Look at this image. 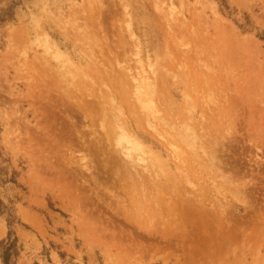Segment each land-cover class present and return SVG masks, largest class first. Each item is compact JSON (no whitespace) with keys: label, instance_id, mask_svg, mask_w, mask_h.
<instances>
[{"label":"rangeland","instance_id":"1","mask_svg":"<svg viewBox=\"0 0 264 264\" xmlns=\"http://www.w3.org/2000/svg\"><path fill=\"white\" fill-rule=\"evenodd\" d=\"M9 230L11 264H264V0H0Z\"/></svg>","mask_w":264,"mask_h":264},{"label":"bare ground","instance_id":"2","mask_svg":"<svg viewBox=\"0 0 264 264\" xmlns=\"http://www.w3.org/2000/svg\"><path fill=\"white\" fill-rule=\"evenodd\" d=\"M123 64H124V63H123ZM126 66H127V65H126ZM126 69H127V68H126ZM121 71H122V70H121ZM124 71H125V69H124ZM152 103H153V102H152ZM205 103H206V102H205ZM148 105H151V104H148ZM142 106H143V105H142ZM145 106H146V104H145ZM145 106H143V107H145ZM146 107H147V106H146ZM153 107H154V106H153ZM208 107H209V106H208ZM208 107H207V108H208ZM147 108H148V107H147ZM149 108H150V107H149ZM156 110H157V109H156ZM150 111L153 112V110H150ZM150 111H149V112H150ZM154 111H155V110H154ZM151 112H150V114H151ZM165 112H166V110H165ZM165 112H164V113H165ZM155 113H157V111H155L153 114L155 115ZM150 114H149V115H150ZM153 114H152L151 116H153ZM160 117H161V116H160ZM151 118H152V119H153V118L156 119L157 117L154 116V117H151ZM161 118H162V117H161ZM147 119H148V118H147ZM147 119H146V120H147ZM149 119H150V118H149ZM146 120H145V122H147V123L150 121V120H147V121H146ZM156 120H160V122H161V121H164L163 119H160V118H159V119L157 118ZM166 120H167V119H166ZM155 122H156V121H155ZM166 122H167V121H166ZM152 123L154 124V121H153V120H152ZM152 123H149V124H152ZM157 123H158V122H157ZM157 123H156V124H157ZM163 123H164V125L166 124L165 121H164ZM163 123H162V124H163ZM122 124H123V123H122ZM122 124L117 126V125L114 123V125L116 126V130H117V131L115 132V135H116L117 133H118V134H121V136H119V137L121 138V139H119V141L122 142V140H123V142H125V145L123 146V147H124V149H123V150H124V153H123V154H124L125 156L129 157V158L132 160V162L135 163V165L139 166L138 162H141V163H142V162L145 161V159L143 158L144 156H140V155H139L140 152H138V150H139L140 147L138 146V145H139L138 142H137L135 139H133L132 137H130V136L126 133L127 131H124V130H127V128H126V127L124 128V126H122ZM149 124H148V126H149ZM167 124L169 125V122H167ZM167 124H166V125H167ZM123 125H124V124H123ZM166 125H165V126H166ZM115 126H114V127H115ZM119 126H120V133L118 132V130H119L118 127H119ZM154 126H155V127H156V126L158 127V128H156V130H159V131H162V130H163V127H162V129L160 130L158 124H157V125L154 124ZM162 126H163V125H162ZM183 126H184V125H183ZM114 127H113V129H114ZM150 127H151V125L149 126V128H150ZM155 127H154V128H155ZM117 128H118V129H117ZM122 128H124V130H121ZM154 128H153V129H154ZM184 128H185V126H184ZM188 128H189V127H188ZM171 129H172V128H171ZM151 130H152V129H151ZM154 130H155V129H154ZM154 130H153V132L156 131V130H155V131H154ZM188 130H189V129H188ZM121 131H122V132H121ZM159 131H156L155 133H158ZM112 132H113V131H112ZM181 132H182V131H181ZM113 133H114V132H113ZM184 133L186 134V131H185ZM191 133H193V131H192ZM191 133H190V134L188 133V136H190ZM185 134H184V135H185ZM115 135L113 134L114 137L117 136V135H116V136H115ZM157 135H158V134H156V136H157ZM161 135H162V133H161ZM180 135H182V134L180 133ZM186 136H187V135H186ZM191 136H192V135H191ZM117 137H118V136H117ZM119 137H118V138H119ZM159 137H160V136H159ZM180 137H182V136H180ZM193 137H194V139H195V136H193ZM186 138H187V137H186ZM186 138H183V141H182V142L185 143L184 139H186ZM116 140H117V139H116ZM187 140H188V139H187ZM119 141H118V142H119ZM192 142H194V141H191V143H192ZM186 143H188V141H187ZM189 143H190V142H189ZM214 143H215V142H214ZM119 144L121 145V143H119ZM184 145H186V144H184ZM187 145H188V144H187ZM193 145H194V144H193ZM200 145H201V144H200ZM191 146H192V144H191ZM120 147H121V146H120ZM193 147H194V146H193ZM121 148H122V147H121ZM190 149L193 150L192 148H190ZM132 153H134V154H132ZM194 154H195V153H194ZM131 164H132V163H131ZM133 165H134V164H133ZM217 165H218V164H217ZM131 166H132V165H131ZM142 166H144V167H141V168H144V169L147 168V165H146L145 163H144ZM133 168H134V167H133ZM133 168H132V169H133ZM137 171H138V170H137ZM135 172H136V171H135ZM139 172H140V171H139ZM143 172H144V171H143ZM141 173H142V171H141ZM136 175H137V174H136ZM138 177H139V175H138ZM221 178H222V177H221ZM219 179H220V178H219ZM138 181H139V180H138ZM140 184H141V183H140ZM242 184H243V183H242ZM239 186H240V185H239ZM241 186H242V185H241ZM243 186H244V185H243ZM155 192H156V191H155ZM142 193H143V192H142ZM240 195H241V194H240ZM241 198H242V197H241ZM245 198H246V197H245ZM153 199H154V198H153ZM242 199H243V198H242ZM239 201H240V200H239ZM241 202H242V201H241ZM179 203H180V207H179V208L181 209V202L179 201ZM245 203H246V202H245ZM182 204H184V202H183ZM243 204H244V202H243ZM248 204H249V203H248ZM184 205H185V204H184ZM192 205H193V204H192ZM185 206H186V205H185ZM185 206H184V207H185ZM185 208H186V207H185ZM183 209H184V208H183ZM181 212H183V210L180 211V214H181V215L179 216V218H178V220H177V225H178L179 227H183V226H185V223H189V225H191V223H193V219H192L191 217H188V219L186 220V218H185V216H184L185 214H184V213H181ZM172 217H175V216L172 215ZM171 221H172V220H171ZM173 222H174V220H173ZM181 224H182L183 226H181ZM195 225H196V224H195ZM209 226H210V228H211V224H210ZM196 227H197V226H196ZM212 227H213V226H212ZM230 227H231V226H230ZM208 228H209V227H208ZM181 229H182V228H181ZM183 229H184V228H183ZM231 230H232V229H231ZM233 230H234V229H233ZM254 230H255V229H254ZM257 230H258V229H257ZM198 231H200V230H198ZM215 231H216V230H215ZM261 231H262V230H261ZM230 232H231V231H230ZM230 232H228V233H230ZM236 233H237V232H236ZM259 233H260V229H259ZM241 234H244V233H241ZM193 235H194V234H193ZM222 235H224V234H222ZM222 235H221V236H222ZM231 235H232V232H231ZM235 235H236V234H235ZM261 235H262V234H261ZM262 236H263V235H262ZM186 237L189 238V236H186ZM191 239H192V238H191ZM193 240L195 241V239H193ZM201 240H202V239H201ZM213 240H214V239H213ZM213 240H212V241H213ZM185 241H189V240H185ZM212 241H211V242H212ZM194 243H195V242H194ZM211 245H212V244H211ZM216 247H217V246H215V248H216ZM198 248H199V247H198ZM200 249H201V248H200ZM200 249H199V250H200ZM202 249H203V248H202ZM202 249H201V250H202ZM213 250H214V249H213ZM189 251H190V250H189ZM215 251H216V250H215ZM195 252H196V251H195ZM202 252H205V251H202ZM202 252H201V253H202ZM216 252H218V251H216ZM196 253H197V252H196ZM188 254H189V253H188ZM203 254H204V253H203ZM219 254H220V252H219ZM204 255H205V254H204ZM217 255H218V253H217ZM217 255H216V256H217ZM212 257H214V256H212ZM217 257H218V256H217ZM237 263H238V262H237Z\"/></svg>","mask_w":264,"mask_h":264},{"label":"trees","instance_id":"3","mask_svg":"<svg viewBox=\"0 0 264 264\" xmlns=\"http://www.w3.org/2000/svg\"><path fill=\"white\" fill-rule=\"evenodd\" d=\"M10 220H8V225ZM11 231L9 230L7 233V238L5 240L0 241V258L2 264H11L10 259L15 253L16 249V239L10 238Z\"/></svg>","mask_w":264,"mask_h":264}]
</instances>
